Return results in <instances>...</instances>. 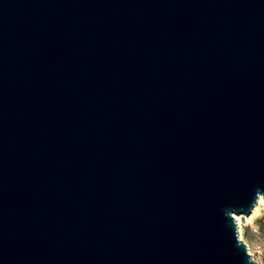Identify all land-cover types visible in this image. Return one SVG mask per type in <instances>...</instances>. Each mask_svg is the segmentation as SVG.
<instances>
[{
  "label": "water",
  "instance_id": "1",
  "mask_svg": "<svg viewBox=\"0 0 264 264\" xmlns=\"http://www.w3.org/2000/svg\"><path fill=\"white\" fill-rule=\"evenodd\" d=\"M264 0H0V264H259Z\"/></svg>",
  "mask_w": 264,
  "mask_h": 264
},
{
  "label": "rangeland",
  "instance_id": "2",
  "mask_svg": "<svg viewBox=\"0 0 264 264\" xmlns=\"http://www.w3.org/2000/svg\"><path fill=\"white\" fill-rule=\"evenodd\" d=\"M240 214L239 224L236 221L239 236L245 241L252 258L259 264H264V203L250 218H247L248 214Z\"/></svg>",
  "mask_w": 264,
  "mask_h": 264
},
{
  "label": "bare ground",
  "instance_id": "3",
  "mask_svg": "<svg viewBox=\"0 0 264 264\" xmlns=\"http://www.w3.org/2000/svg\"><path fill=\"white\" fill-rule=\"evenodd\" d=\"M263 203H264V198H263L262 195H259L256 203L254 204V206L252 207V209L250 210V212L248 213V215H246L247 218H250L251 216H253L258 211L259 206L261 204H263ZM240 216H241L240 213H234V217H235V219H236V221H237L238 224L240 222Z\"/></svg>",
  "mask_w": 264,
  "mask_h": 264
}]
</instances>
